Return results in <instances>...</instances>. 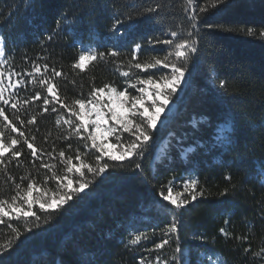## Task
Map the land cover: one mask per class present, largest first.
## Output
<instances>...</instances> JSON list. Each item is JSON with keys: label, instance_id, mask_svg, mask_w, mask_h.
Wrapping results in <instances>:
<instances>
[{"label": "trees", "instance_id": "16d2710c", "mask_svg": "<svg viewBox=\"0 0 264 264\" xmlns=\"http://www.w3.org/2000/svg\"><path fill=\"white\" fill-rule=\"evenodd\" d=\"M204 2L199 0L200 4ZM157 3L161 5L157 13L136 17V23L125 22L118 30L112 28L114 19H123L122 14H134ZM184 3L185 0H0V35L6 47L1 59L7 61L0 72L4 73L5 98L11 94L9 104L0 102V107L44 162L56 165L58 175H64L65 168L58 155L61 149L65 156H75L74 150L79 148L82 160L93 166L99 153L90 147L85 149L77 137L64 139L68 126L63 121L57 125L58 114L51 111L52 105L43 104V98L50 94L39 80L52 76L53 68L60 71L62 75L52 82L58 86L60 99L71 104L73 99L87 97L93 87L110 84L123 90L126 82L146 78L147 73L136 69L131 70L130 77H123L121 72L129 71L135 44L142 45L135 62H151L154 57L163 58L169 49L149 45V38L171 39V31L181 30L187 35L191 21L183 11ZM207 24L231 30H209ZM198 28L199 52L189 61L185 85L170 100L174 110L150 132L152 140L144 155L124 161L105 157L110 167L99 175L87 169H81L82 178L79 173L68 174L74 188L78 178L87 181L88 187L57 209L41 210L33 204L32 211L39 220L29 216L17 221L15 214L5 217L11 219L20 236L0 225V246L11 242L14 247L0 258L2 264H139L141 257L155 260L157 255L167 260L176 247L175 237L171 246L148 251L163 238L162 232L173 215L172 206L158 193L174 177L176 189L193 175L206 189V195L175 213L181 222L179 243L186 254L190 250L191 264L207 262L201 253L218 256L223 264H264V256H253V252L264 248V177L259 175L264 164V38L259 35L264 30V0H227L224 6L202 17ZM247 28L256 34L248 35ZM48 35L52 36L50 41L46 39ZM89 48L105 53L116 50L120 55L86 60L83 72L74 69L73 63ZM44 64L48 65L47 72ZM37 65L40 73L33 72ZM13 69L20 75H10ZM26 70L33 75H25ZM149 72L158 79L170 69ZM220 79L227 81L226 90L219 87ZM10 81H19V86L11 88ZM37 92L38 99L34 98ZM135 93L130 90L131 95ZM12 103L17 104L16 109ZM53 104L64 113V119L71 115L59 103ZM17 116L25 123L20 124ZM32 116L37 117V122L28 125ZM8 121L0 116L6 144L10 137L20 139L19 132L4 127ZM193 122L201 123L194 127ZM225 123L230 125L224 132L230 144L217 141L214 135L215 129L223 128ZM126 137L123 134L122 141ZM111 140L120 146L115 134ZM162 142L167 146L158 155ZM46 152L55 159L43 155ZM9 156L6 153L5 164L0 165V197L14 194L12 189L22 183V176H36L42 182L45 174L51 175L40 168L41 161L32 157L26 144L20 157L9 163ZM73 163L79 166L80 161L73 159ZM136 163L141 164V169H135ZM225 175H230L231 181H226ZM56 184L54 179L46 185L41 183V192L34 190L33 196L52 197ZM224 188L230 189L227 197L218 195ZM222 227L230 235L221 234ZM141 232L149 239L126 248L131 236ZM201 236L204 239H199ZM244 236L248 237L246 241L236 239ZM249 247L250 251L245 252Z\"/></svg>", "mask_w": 264, "mask_h": 264}, {"label": "snow or ice", "instance_id": "6c2138e0", "mask_svg": "<svg viewBox=\"0 0 264 264\" xmlns=\"http://www.w3.org/2000/svg\"><path fill=\"white\" fill-rule=\"evenodd\" d=\"M226 3L227 0H205L203 4H200L199 0H185L182 8L183 11L187 13L188 19L191 21L189 28L186 30L187 35H184L185 30H181L171 31V39L154 40L149 38L147 41L149 45H164L169 49L163 58L154 57L151 62H135L137 53L142 50L141 44H135L132 50V58L128 65L129 71H122L121 75L123 77H130L132 69L147 73V75L146 78L137 77L134 82H126L127 86L123 90H118L110 84H104L101 87H93L89 91L87 97L73 99L71 104H67L60 99L58 96V86L52 82L55 77H60L62 75L60 71L53 68L52 76H47L39 80V84L46 89L48 94H50V96H45L43 98V104L45 106L52 105L51 111L58 114V118L55 122L57 125H60L61 121H63V123L68 126V131L64 136V139L67 140L71 137H77L80 141H83L85 149H88L89 147L95 149L99 153V155L95 156V166L85 163L82 160L79 148L74 150L75 156H65L64 150L61 149L58 155L61 162L65 165V168L64 175H58L54 171L56 165L44 162L42 156L38 155L37 150L33 147V144L28 142V139L23 132H19L15 125L12 124L11 121H8V117L4 115L5 109L0 107V116H2L5 121H8L4 127H10L13 132H19L20 137V139L10 137L6 144L5 133L3 130H0V165L5 164L6 153H10V156L7 157L9 163L11 162V159L20 157L23 146L26 144L27 148L31 150L32 157L41 161L40 168L46 169L51 173V175L45 174L42 182L37 181L36 176H22L20 177L22 183H16L15 187L12 189L14 194L10 195L8 198L0 197V225L12 228L16 237H19V230L13 227L11 219L6 220L5 217L12 218L13 214H15L14 219L17 221L22 217L27 218L29 216L36 217V219L39 220V216L36 215V212L32 211L33 204H38L41 210L57 209L68 200L72 199L74 194H78L88 187L87 181L78 178L75 181L78 186L74 188V181L69 178L68 174L74 172L79 173V177L82 178L84 172L81 169H87L88 172L99 175L110 167L109 163L105 161V157L112 161H124L126 158L131 160L138 156L142 157L148 144L152 140L150 132L157 128V121L160 117V113L169 105V101L176 94L177 89L182 88V84L186 82V72H189V61L199 52L198 24L202 17L207 15L211 10L222 7ZM160 8L161 5L157 3L154 6L143 8L134 14H122L123 19H114L112 28L118 30L119 27L124 26L125 22L134 24L137 22L136 17L150 16L153 13H157ZM57 26H60L59 21H57ZM206 27L209 30L213 28L231 30L225 29L223 25L207 24ZM241 30L244 31L245 29ZM246 31L248 35L256 34L252 28H247ZM259 35L264 38V30H261ZM46 39L50 41L52 36L48 35ZM5 55L6 47L4 37L0 35V58L5 57ZM119 55L120 53L116 50H110L105 53L96 52L95 49L89 48L82 52L78 60L73 63L72 67L83 72L87 67L85 64L86 60L89 62L107 60L108 57H118ZM6 63V60L0 59V68ZM43 68L44 71L47 72L48 65L44 64ZM153 69L157 71L170 69V72L159 76L158 79H154L153 74L149 72V70ZM33 72H41L39 65L34 67ZM12 74L16 76L20 75V73H16L14 69L10 75ZM25 75L32 76L33 73L27 72L26 70ZM3 76L4 73L0 72V102H2L3 105H8L11 94L9 95V98H5L7 89L4 86ZM19 83V81L16 83H11L10 81V87L16 89L19 86ZM219 87L226 90L227 81L220 79ZM130 90L136 91L137 95H131ZM39 97L40 93L37 92L36 97L34 98L38 99ZM53 101L59 103L61 108L68 109L71 115L67 119H64V113L53 104ZM113 101H119L122 105H126L127 107L125 111H120ZM146 101H150L148 107L144 106ZM25 103H28V101H25ZM11 107L16 109L17 104L12 103ZM149 108L153 111H149ZM48 110V107L44 108L45 112ZM73 117L75 119H73ZM17 120L20 124L25 123V121L20 120L19 116H17ZM109 121H112L113 123L110 125ZM36 122V116H32L27 120L28 125H34ZM200 123L201 122H193V126L197 127ZM229 128L230 125L228 123H225L223 128L217 127L214 131L215 139L221 143L230 144L231 140L224 135V132ZM98 133H101V135L98 136ZM125 133L127 134V137L122 141L121 137ZM113 134H115V139L120 144L119 155L107 150L104 144V140H106L109 135ZM32 139L34 140L35 137ZM88 142H90V145ZM68 148L72 149V145L68 144ZM43 155L55 159L50 152L43 153ZM73 159L80 161L79 166L73 163ZM134 167L139 170L141 169V164L136 163ZM38 174L39 169H37V175ZM259 175L264 177V164L260 166ZM53 179L57 181V184L56 192L52 197L45 198V194L33 196L34 190L37 193L41 192V183L46 185L49 180ZM224 179L226 181H231V176L225 175ZM174 180L175 177L172 180H169L166 185H162L161 190L158 193L163 201L168 202V204L172 206V220L165 226V229L162 232L163 238L160 242L153 244L152 248L148 249V251H159L165 246H171L173 243V237L176 238V247L173 250L171 257L167 260L163 259L160 255H157L155 260L141 257L139 264H191L190 250H188L186 254V250L181 248L179 243L178 234L181 222L175 213L182 212L193 202H197L199 199L204 198L206 195V189L201 185L199 179L193 175L189 176L188 179L183 180L182 191L177 192L174 195ZM25 181L27 182L26 186L23 185V182ZM229 193L230 189L224 188L218 193V195L221 197H227ZM228 223L229 221L226 219L225 224L227 225ZM219 231L226 237L230 235L224 227L220 228ZM148 239V235L144 232L133 234L125 247L138 246L142 241ZM199 239L202 240L204 237L201 236ZM236 239L246 241L248 237H236ZM8 249L14 250L11 242H9L6 247L0 246V258L7 254ZM244 251H250V247L245 248ZM253 256H264V248H261L259 252H253ZM200 257L202 259L206 258L208 264H223L222 259L218 256L214 258L213 256H206L205 253H201ZM0 264H2V259H0Z\"/></svg>", "mask_w": 264, "mask_h": 264}, {"label": "rangeland", "instance_id": "374dc122", "mask_svg": "<svg viewBox=\"0 0 264 264\" xmlns=\"http://www.w3.org/2000/svg\"><path fill=\"white\" fill-rule=\"evenodd\" d=\"M1 59V58H0ZM85 63H86V61H85ZM185 85V82L182 84V87ZM150 90V89H149ZM107 91V90H106ZM177 92H179V89H177ZM134 95H137V92L134 94ZM113 103L116 105V107L120 110V111H125V109H126V105H122L119 101H113ZM149 104H150V101H146L145 102V107H148L149 106ZM174 108H175V105H174V103H172V102H170L169 101V105L164 109V111L163 112H161L160 113V117H159V119H158V121H157V128L158 127H160L164 122H165V120H166V117L169 115V114H171V112L174 110ZM149 111H153L151 108H149ZM113 122L112 121H109V124L111 125ZM156 128V129H157ZM103 131V130H102ZM101 135V133H98V136H100ZM111 136L112 135H109L108 137H107V139L106 140H104V144H105V147H106V149L107 150H109V151H112L114 154H116V155H119L120 154V146L118 145V144H116V143H114V142H112V140H111ZM114 146V147H113ZM166 143L165 142H162V143H160V145H159V147H158V149H157V154L158 155H162L163 153H164V150H165V148H166ZM182 186H183V183L181 184V186L178 188H176V189H174V192H173V194L175 195L177 192H180V191H182ZM200 264H208V262H204L203 260H201L200 261Z\"/></svg>", "mask_w": 264, "mask_h": 264}]
</instances>
